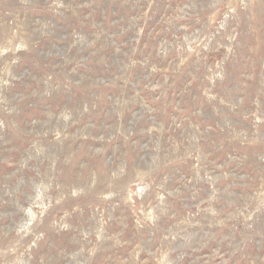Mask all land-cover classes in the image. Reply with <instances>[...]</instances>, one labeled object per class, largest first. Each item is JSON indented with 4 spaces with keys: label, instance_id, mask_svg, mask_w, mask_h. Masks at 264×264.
Segmentation results:
<instances>
[{
    "label": "rangeland",
    "instance_id": "374dc122",
    "mask_svg": "<svg viewBox=\"0 0 264 264\" xmlns=\"http://www.w3.org/2000/svg\"><path fill=\"white\" fill-rule=\"evenodd\" d=\"M0 264H264V0H0Z\"/></svg>",
    "mask_w": 264,
    "mask_h": 264
}]
</instances>
